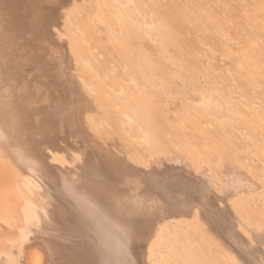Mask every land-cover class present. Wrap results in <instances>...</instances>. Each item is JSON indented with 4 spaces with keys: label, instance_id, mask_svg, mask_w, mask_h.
<instances>
[{
    "label": "bare ground",
    "instance_id": "bare-ground-1",
    "mask_svg": "<svg viewBox=\"0 0 264 264\" xmlns=\"http://www.w3.org/2000/svg\"><path fill=\"white\" fill-rule=\"evenodd\" d=\"M262 239L264 0H0V264H264Z\"/></svg>",
    "mask_w": 264,
    "mask_h": 264
},
{
    "label": "rangeland",
    "instance_id": "rangeland-1",
    "mask_svg": "<svg viewBox=\"0 0 264 264\" xmlns=\"http://www.w3.org/2000/svg\"><path fill=\"white\" fill-rule=\"evenodd\" d=\"M48 68H49V66L46 65L45 69H48Z\"/></svg>",
    "mask_w": 264,
    "mask_h": 264
},
{
    "label": "snow or ice",
    "instance_id": "snow-or-ice-1",
    "mask_svg": "<svg viewBox=\"0 0 264 264\" xmlns=\"http://www.w3.org/2000/svg\"><path fill=\"white\" fill-rule=\"evenodd\" d=\"M262 242H264V239H262Z\"/></svg>",
    "mask_w": 264,
    "mask_h": 264
}]
</instances>
